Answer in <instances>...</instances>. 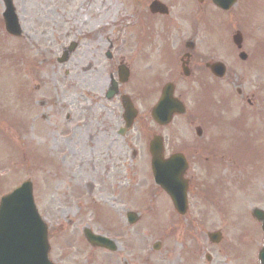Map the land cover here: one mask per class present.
<instances>
[{"label":"rangeland","instance_id":"rangeland-1","mask_svg":"<svg viewBox=\"0 0 264 264\" xmlns=\"http://www.w3.org/2000/svg\"><path fill=\"white\" fill-rule=\"evenodd\" d=\"M150 1L12 0L22 30L20 37H13L4 30L0 0V197L32 181L35 205L49 227L50 258L58 264H207L204 252L187 260L188 248L206 246L207 232L216 229L224 233L217 264H238L239 258L224 260L223 254L241 235L243 241L239 228L254 232L245 208L264 204V39L254 51L256 41L264 38V0H238L228 14L217 12L210 0H204L201 10L196 0H160L169 7L166 17L151 15ZM207 17L206 27L205 19L192 36L194 21ZM237 29L248 55L244 63L229 49ZM190 37L202 55V67L211 59L226 65L221 81L208 77L214 88L210 97L217 101L221 96L226 105L206 107L207 90L191 88L194 77L202 74L196 69L191 79H176L175 93L181 95L186 115L158 127L150 108L162 85L181 71L179 59ZM71 41L77 47L69 62L58 63L56 58ZM110 45L114 57L107 61L104 54ZM120 63L130 71L121 90L138 111L125 138L104 133L111 126L105 122L107 109L114 111L113 128L122 125L119 99L103 97L109 75L117 78ZM204 86L210 87L206 82ZM205 107L212 110L209 123L202 113ZM242 111L247 115L239 124ZM41 113L48 122L38 116ZM196 125L202 127L200 138ZM153 133L163 136L166 155L185 152L187 176L195 179L188 214L179 220L168 196L148 183L147 190L145 184L147 144ZM206 139L214 153L212 175L205 170L211 159ZM131 149L136 150L133 160ZM129 173L132 185L125 179ZM89 184L91 193L85 188ZM91 201L101 207L99 214ZM125 208L139 214L134 225L126 223ZM85 225L116 240L117 251H86L78 239ZM156 241H161L158 251L151 248Z\"/></svg>","mask_w":264,"mask_h":264},{"label":"water","instance_id":"water-1","mask_svg":"<svg viewBox=\"0 0 264 264\" xmlns=\"http://www.w3.org/2000/svg\"><path fill=\"white\" fill-rule=\"evenodd\" d=\"M2 1L5 6L2 14L5 29L8 33L18 36L21 34V29L14 13L12 0ZM212 2L219 8L228 9L235 3V0H212ZM149 10L152 13L165 14L168 12L167 7L157 0L150 3ZM233 39L240 47V33H236ZM73 48L74 44L72 43L59 61L66 60L68 53ZM240 56L244 58L242 53ZM210 69L219 76L224 73V68L218 63L210 65ZM127 75L128 70L126 68L119 70V77L122 81L126 80ZM164 89L161 99L151 112L152 118L160 124L167 123L173 112H184L182 106L176 103L172 97V87L168 86ZM114 91H116L115 83L112 84L108 96L112 95ZM123 106L125 110L123 116L126 124L129 125L135 116V111L128 98L123 99ZM149 152L155 183L169 194L176 210L180 213L185 212L187 182L183 179V173L187 164L184 157L181 154H175L164 160L159 137H155L150 142ZM136 219L137 217L134 213L128 214L129 222H133ZM86 237L92 243H98L114 249L112 241L105 237L94 236L89 232ZM209 237L212 240H217L216 234H211ZM47 251L46 226L35 207L31 182L26 181L0 200V264H51L47 258ZM259 259L264 264V249L259 253Z\"/></svg>","mask_w":264,"mask_h":264},{"label":"flooded vegetation","instance_id":"flooded-vegetation-1","mask_svg":"<svg viewBox=\"0 0 264 264\" xmlns=\"http://www.w3.org/2000/svg\"><path fill=\"white\" fill-rule=\"evenodd\" d=\"M185 47H187V44L185 43L184 44V46H183V48H184V53L183 54H186V48ZM110 48L112 49L113 47H112V45H110ZM193 49L194 50H192V52H191V54H190V56H188L187 57V66L193 71V69H195V68H199V63H198V60L199 59H201V57H202V55H201V53H199V52H197V51H195V46H193ZM107 53H109V54H107ZM104 56H105V59L108 61V60H112L113 59V57H114V55L109 51V52H105V54H104ZM69 60H70V58H68L67 59V61H66V63H68L69 62ZM99 62V61H98ZM100 63V62H99ZM66 74L68 75V71H66ZM112 78H114L113 76H112V74L110 73V75H109V83H108V85L110 84V82L112 81ZM197 85H200L201 84V81L199 80V78H195V81H194ZM174 84V83H173ZM122 85L123 84H121V85H118V93L116 94V96H114V97H112V98H110V99H107L106 97H107V91H108V87H107V89H106V91L104 92V94H103V97H104V99L106 100V101H113V99H119V101H120V104H121V97L123 96V95H127L125 92H123L122 90H121V87H122ZM174 88H175V85H174ZM177 97V96H176ZM179 98V97H178ZM180 99V98H179ZM122 106V105H121ZM104 113L105 114H107L108 116H107V120L105 121L106 123H108V124H110L111 126H108V127H106L105 128V131H104V133L106 132V133H108V134H110V133H114V134H116V135H118V136H121V137H123V138H125V135L126 134H128L130 131H131V129H132V127H133V125H134V123H136V119H137V117L135 118V120H134V123H133V125L127 130V131H125L124 132V134L123 135H120V130L124 127V120H123V117H122V125H120V126H118L117 127V129L116 128H113V122H115L114 120H112V118H111V116L114 114V111L112 110V109H107L106 111H104ZM35 114V113H34ZM38 115V114H37ZM40 118H42V119H44L45 120V122L47 121L48 122V119L46 118V117H44V115L41 113V114H39L38 115ZM68 117H69V115L68 114H66L65 115V118H66V121L68 120ZM47 119V120H46ZM100 119H104V116H101L100 117ZM194 121H196L194 118H191L190 120H188V122H189V124H193L194 123ZM63 128H65V126L63 125ZM154 135H156V133H153L152 134V136H154ZM151 136V137H152ZM151 139V138H150ZM149 139V140H150ZM148 143H149V141H148ZM136 155V150L135 149H131V160H133L134 159V156ZM137 170V169H136ZM186 176V175H185ZM140 177V176H139ZM138 177V178H139ZM132 176H131V174L129 173L128 174V176H127V174H126V176H125V179L126 180H128V181H130V183H131V185H132ZM137 179V178H136ZM140 180V179H139ZM135 181V180H134ZM145 181H148V184H150V181H149V177H148V173L145 175ZM127 186V185H126ZM88 188V189H86L87 190V192L88 193H91L92 192V189H93V185L92 184H89V185H86L85 186V188ZM126 188H132L131 186H127ZM130 193H132V192H130ZM91 203L93 204V201H91ZM91 208L95 211V213H97V210L100 208L99 207V205H97L96 203L95 204H93L92 206H91ZM258 208L261 210V212H262V214H264V205H259L258 206ZM126 210H127V208H125L124 209V213L126 214ZM253 208H249L248 209V212H246V214H247V217H248V220L250 221V223L253 225V227H254V232H253V235H254V238H253V240H254V243L251 245V246H259V247H261L262 246V242H263V234H262V223L261 222H259L258 220H256L254 217H253V215H252V213H253ZM62 215H65V216H67V212H62ZM84 226L83 227H81V231L83 232L84 231ZM246 230V229H245ZM211 247H215V246H212L211 245ZM220 252V250H216V251H214V256H212L211 255V257H210V262H212L213 260H214V263H216L217 264V254ZM238 251H234V253L231 255L232 256V258L233 259H238V258H240L241 256H240V254H235V253H237ZM255 264H258V262L257 261H255Z\"/></svg>","mask_w":264,"mask_h":264}]
</instances>
